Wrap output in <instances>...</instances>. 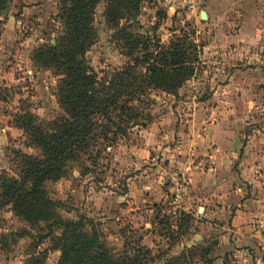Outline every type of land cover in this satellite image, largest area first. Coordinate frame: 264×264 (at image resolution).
<instances>
[{"label": "rangeland", "instance_id": "obj_1", "mask_svg": "<svg viewBox=\"0 0 264 264\" xmlns=\"http://www.w3.org/2000/svg\"><path fill=\"white\" fill-rule=\"evenodd\" d=\"M166 3L142 2L128 23L162 44L181 30L194 32L202 45L198 71L176 96L151 95L145 128L106 149L97 146L94 161L71 163L45 191L62 219L87 218L116 254L146 250L143 264L175 257H182L181 264H264V0H200L194 10L179 13ZM59 4L13 0L0 12V176L14 174L16 153L39 155L15 127L18 117H64L55 98L58 77L33 56L37 47L54 44ZM104 6L94 11L96 41L85 54L99 76L127 62ZM217 165L220 178L231 183L213 210L235 208L233 223L252 227L228 241L222 239L227 231L218 228L225 216L208 218L207 185L217 177ZM184 212L195 217L177 235ZM45 232L1 208L0 264H57L59 252L52 238H42Z\"/></svg>", "mask_w": 264, "mask_h": 264}, {"label": "trees", "instance_id": "obj_2", "mask_svg": "<svg viewBox=\"0 0 264 264\" xmlns=\"http://www.w3.org/2000/svg\"><path fill=\"white\" fill-rule=\"evenodd\" d=\"M12 1L0 0V12ZM59 1L60 27L54 44L37 47L33 56L58 77L55 98L64 117L53 122L32 114L17 118L15 127L25 133L27 144L39 155L15 154L14 174L0 176V209L10 207L16 218L30 226L43 225L42 238H52L59 252L57 264H143L148 254L143 248L137 246L133 255L116 254L87 218L62 219L45 185L65 177L71 163L94 161L100 155L96 151L93 156L97 146L106 149L134 128H145L151 95L176 96L198 71L202 45L192 31L181 30L166 44L155 35L135 31L128 22L134 21L142 2L154 0ZM101 2L105 3V22L114 30L113 41L127 62L99 76L85 54L96 41L93 16ZM124 20L128 24L121 26ZM190 220L188 214L178 215L177 235ZM181 263L182 257L166 262Z\"/></svg>", "mask_w": 264, "mask_h": 264}, {"label": "crops", "instance_id": "obj_3", "mask_svg": "<svg viewBox=\"0 0 264 264\" xmlns=\"http://www.w3.org/2000/svg\"><path fill=\"white\" fill-rule=\"evenodd\" d=\"M9 34V25L6 26V30L3 32V37H6ZM241 148V147H240ZM239 148V149H240ZM228 162L226 160L222 161V166L225 165L227 166ZM216 168L218 169V175L216 178H210V182L208 183V188H207V192L208 190H210L209 192V196L207 195V198L210 199L211 201H209L208 204V218H210L211 215L215 216L217 215L218 218H220L221 216H225V218H223V220L225 221L224 223L220 224L218 226V228L220 230H222L223 232L227 233L225 235L222 236L223 241H228L230 239V236L232 237V233H239V229L240 231L244 234L247 235L249 234L252 230V227L250 226L249 222L246 224H243L244 226H242L241 228H239V225H235L233 223L234 219H235V215L239 216L237 214V209L232 208L230 211L228 208H226V206H222L221 208H217V210H213V203H216V198H218V202L222 201L225 192L228 189V186L231 182H225V180H223V178H220V174L222 173V168L220 166H216ZM216 171V170H215ZM204 189V188H203ZM210 193L212 196H210ZM210 207H212L210 209ZM187 214H191V217H195L192 212H184ZM227 236V240L225 239V237Z\"/></svg>", "mask_w": 264, "mask_h": 264}, {"label": "built area", "instance_id": "obj_4", "mask_svg": "<svg viewBox=\"0 0 264 264\" xmlns=\"http://www.w3.org/2000/svg\"><path fill=\"white\" fill-rule=\"evenodd\" d=\"M200 0H167V9L173 13L184 12L186 10H194ZM177 212L174 210L172 214L175 215Z\"/></svg>", "mask_w": 264, "mask_h": 264}]
</instances>
